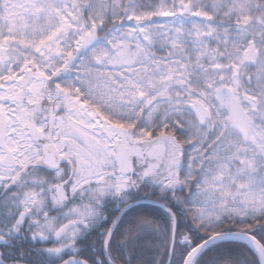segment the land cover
<instances>
[{"label":"snow or ice","instance_id":"snow-or-ice-1","mask_svg":"<svg viewBox=\"0 0 264 264\" xmlns=\"http://www.w3.org/2000/svg\"><path fill=\"white\" fill-rule=\"evenodd\" d=\"M0 264H264V0H0Z\"/></svg>","mask_w":264,"mask_h":264},{"label":"trees","instance_id":"trees-1","mask_svg":"<svg viewBox=\"0 0 264 264\" xmlns=\"http://www.w3.org/2000/svg\"><path fill=\"white\" fill-rule=\"evenodd\" d=\"M141 206L145 207V208H151L152 207V205L150 203H147V202H143Z\"/></svg>","mask_w":264,"mask_h":264},{"label":"water","instance_id":"water-1","mask_svg":"<svg viewBox=\"0 0 264 264\" xmlns=\"http://www.w3.org/2000/svg\"><path fill=\"white\" fill-rule=\"evenodd\" d=\"M148 203H150V202H148Z\"/></svg>","mask_w":264,"mask_h":264}]
</instances>
